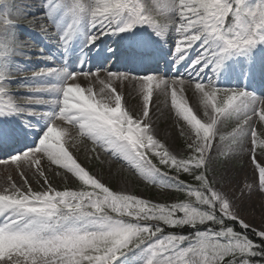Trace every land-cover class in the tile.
<instances>
[{
	"label": "snow or ice",
	"instance_id": "6c2138e0",
	"mask_svg": "<svg viewBox=\"0 0 264 264\" xmlns=\"http://www.w3.org/2000/svg\"><path fill=\"white\" fill-rule=\"evenodd\" d=\"M74 21L90 17L92 28L103 35L128 32L136 26H151L158 34L174 30L177 35V61H183L194 47L204 45L193 62L194 91L199 94L206 119L194 114L183 96L185 78L165 79L154 75L133 77L108 71L105 78L95 74V81L82 86L77 77L91 72L63 73V83L28 88L31 92L58 93L59 99L28 97L19 100L12 95L7 81L14 79L10 69L0 68V94L8 102L0 117L22 112L35 114L28 105L50 104L55 108L50 126L39 144L9 159L21 169L22 183L0 191V262L2 264H116L137 249L146 250L143 264H255L251 257L264 256V211L258 229L242 216L244 209L227 193L213 185L208 176L217 137H225L218 125L221 119L236 120L230 142L249 144V165L261 192H264V101L246 91L221 90L198 79L199 73L219 70L222 62L234 52H244L264 43V0L250 7L246 0H171L168 23L151 18L137 0H91L67 3ZM49 8V2L43 3ZM232 22L225 27L227 18ZM36 18H33L35 20ZM13 20L0 22V45L11 54L25 53L32 46L20 43L12 31ZM52 17L46 15L39 24L45 36L56 35ZM75 23L60 39L70 42ZM98 35L89 37V46ZM39 51H43L40 49ZM10 57L0 62L7 63ZM214 66V67H213ZM60 75L57 69H44L33 77ZM132 82L142 102L134 110L120 85ZM171 89V90H170ZM170 96V107L177 120L186 122L188 134L178 152L156 139L154 91ZM170 90V91H169ZM258 115V120L253 117ZM60 121L61 123H57ZM67 122L78 125L80 134L94 145L106 148L127 162L149 183L174 188L195 198L191 202L163 204L122 190H110L73 157L62 138L68 135ZM15 132L0 128V149L15 141ZM151 151L162 170L146 155ZM258 150V151H257ZM65 170V178L78 181L76 190H58L46 175L41 160ZM8 163V160L0 161ZM35 165V170L32 166ZM175 175L170 176L169 172ZM32 173L37 187L29 181ZM71 174L68 176L67 174ZM186 174L195 186L180 179ZM54 175H59L54 171ZM164 178V179H162ZM239 185V181H237ZM89 187L91 190H89ZM245 187L251 191L252 185ZM235 225V227H234ZM238 226V227H237ZM165 228L191 229L192 235L165 233ZM225 257H228L226 261ZM23 258V259H21Z\"/></svg>",
	"mask_w": 264,
	"mask_h": 264
},
{
	"label": "rangeland",
	"instance_id": "374dc122",
	"mask_svg": "<svg viewBox=\"0 0 264 264\" xmlns=\"http://www.w3.org/2000/svg\"><path fill=\"white\" fill-rule=\"evenodd\" d=\"M47 2L50 4L49 8L43 6V3ZM85 2H91V0H0V22L9 19L13 20V32L18 31L17 27L20 28V25L27 24L29 26L26 28V31L28 30L31 36L36 35L35 41H38L39 39H44L43 36L40 37L39 24L44 19L46 12L52 17L54 24V27L50 30L52 31L56 24L58 25L63 22L67 25L73 21L67 3ZM137 3L143 5L146 12L154 19L162 18V24L168 23L171 15L168 6L171 0H137ZM33 18L36 19L33 20ZM145 26L152 28L148 25ZM148 32H133V42L143 45L151 42L150 45L153 47V44L158 43L160 38L157 36V31H152L151 39L148 41L145 38ZM18 39L21 41V38ZM201 47L202 45L200 44L189 50L190 56L196 53L199 55ZM31 49L33 48L24 50L30 51ZM28 54V52L26 54L22 53V57L25 58ZM43 59L47 60L45 57ZM210 70L211 68L200 73L198 79L205 84L211 83L214 87L220 88L219 76L214 74V77L211 78L209 75ZM11 72L14 73V77L20 78L22 76V70L19 67H14V69H11ZM95 74L86 77L89 83L95 81ZM99 74L100 78H105L107 75V73ZM39 78L46 80V77ZM177 82V86L179 87V80ZM194 84V82L190 81L185 82L183 96L186 98L188 106L193 109L194 114L203 121L206 117L199 94L194 91ZM6 86L13 90L18 85L13 81H7ZM95 87L99 88L98 81H95ZM120 88L125 94L127 105L135 110L142 102V98L136 94V86L132 82L125 81L120 85ZM157 91H154L153 95V103L155 104V108L153 109L155 116L153 119L155 120L157 133L155 138L165 143L175 153L180 151L185 145V136L188 134L187 128L184 127L186 122L182 119L177 120L175 110L170 107V96L158 95ZM14 93L12 92L13 96ZM2 101L8 102V97L1 94L0 102ZM253 119L258 120V115L257 118L254 117ZM221 120L223 121H221L218 127L225 139L221 142L218 136L214 144L211 154L214 159L208 167L210 181L215 187L227 193L230 198L236 200L241 208L244 209L242 216L246 222H249L253 226L251 229H258L262 222L261 213L264 211V192L259 190L257 186L258 181L257 183H253L257 178L253 176L252 167L249 165V144L247 142L239 144L230 142L231 134L233 133L232 126L235 128L237 122L235 119L232 121V124L229 122V119L222 118ZM262 126L264 125H257L258 132ZM68 130V135L62 138V142H65V147L82 166L86 167L90 173L99 178L106 186L115 189V191L122 190L131 194L136 193V195L154 202H174L172 192L169 189L147 186L138 172L123 166L116 159H112L109 153H107L109 151L106 148H101L102 152L98 151L97 156H95V150L88 139H80L77 137L76 131H73V129ZM41 166L45 171V175L53 181L58 190H65V188L67 190H76L74 184H78L79 182L74 181V178L72 180L66 179L65 170L59 169L56 165H50L46 158L41 160ZM32 168L35 170V165ZM54 171H58L59 175H54ZM20 172L21 169L12 163V161L0 164V191L10 187L12 183H16L19 186L23 182ZM67 175L71 176L70 173ZM28 176L33 186L37 187L31 172L28 173ZM237 181H239V185H237ZM246 184L252 185L251 191H248L245 187Z\"/></svg>",
	"mask_w": 264,
	"mask_h": 264
},
{
	"label": "trees",
	"instance_id": "16d2710c",
	"mask_svg": "<svg viewBox=\"0 0 264 264\" xmlns=\"http://www.w3.org/2000/svg\"><path fill=\"white\" fill-rule=\"evenodd\" d=\"M182 179H184L186 182H189L190 184L194 183L196 184L195 181L192 180L191 177H182ZM185 201L188 202V197L186 195H179L178 197V201L177 203L181 202V201ZM191 203H193L195 205V200H191ZM235 227V225H234ZM238 227V226H237ZM192 230L191 229H180V228H165V233H177V234H185V235H192ZM248 234L250 235V238H252L255 242L259 243V238L256 237L255 235H251L252 230H247ZM227 259H229L228 257H225L224 260L226 261ZM252 261L255 262V264H264V256H256V257H251L250 258ZM223 264V262H222Z\"/></svg>",
	"mask_w": 264,
	"mask_h": 264
}]
</instances>
